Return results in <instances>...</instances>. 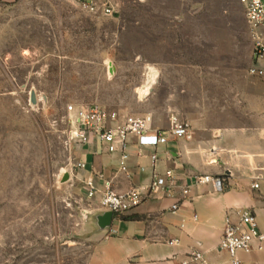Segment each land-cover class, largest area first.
<instances>
[{
    "label": "rangeland",
    "instance_id": "1",
    "mask_svg": "<svg viewBox=\"0 0 264 264\" xmlns=\"http://www.w3.org/2000/svg\"><path fill=\"white\" fill-rule=\"evenodd\" d=\"M114 1L111 16L76 0L0 7V264H86L96 243L68 105L164 128L175 116L229 125L248 115L254 38L239 0Z\"/></svg>",
    "mask_w": 264,
    "mask_h": 264
},
{
    "label": "crops",
    "instance_id": "2",
    "mask_svg": "<svg viewBox=\"0 0 264 264\" xmlns=\"http://www.w3.org/2000/svg\"><path fill=\"white\" fill-rule=\"evenodd\" d=\"M246 96L248 115L241 122L222 125L207 118L188 121L175 116L190 124L192 136H169L168 142L157 148L158 171L173 169L187 182L197 174L222 175L228 187L215 191L209 184L194 185L189 200L175 212L170 209L172 199L154 198L113 214L109 226L94 234L96 243L86 264H181L193 249L202 250L212 264H230L219 243L227 214L237 221L235 210L240 208L253 210L264 231V82L249 73ZM170 125L171 121L166 128ZM153 126L164 128L157 121ZM145 152L147 155L138 156L136 147L131 150L129 178L119 170L118 153L84 146L80 150V158L86 162L84 180L103 172L117 191L147 183L153 172L148 156L152 149ZM97 182L102 184L99 179ZM255 182L258 188L253 187ZM105 212L98 209L97 216ZM171 239L178 242L170 244ZM237 257L241 264H264V244L240 250Z\"/></svg>",
    "mask_w": 264,
    "mask_h": 264
},
{
    "label": "built area",
    "instance_id": "3",
    "mask_svg": "<svg viewBox=\"0 0 264 264\" xmlns=\"http://www.w3.org/2000/svg\"><path fill=\"white\" fill-rule=\"evenodd\" d=\"M13 0H0V7ZM80 9L91 16H111L115 13L114 0H76ZM245 10L247 24L254 38V56L248 73L250 76L264 82V0H239ZM70 115L71 129L69 142L76 144L81 150L84 146L101 147L109 154L118 153L119 170L130 178L131 150L136 147L138 156H145L146 148H151L148 154L153 172L147 183L132 186L126 191H117L112 179L105 177L103 172L84 180L87 189V199L99 210L113 214L125 213L148 199L170 198L173 200L170 209L175 212L191 197L192 186L209 184L215 191H223L228 187L222 175L197 174L187 182L173 169L164 172L157 170L159 154L157 148L168 142L169 136L189 138L192 136L191 126L178 117L171 120V125L164 128H154L151 116H140L122 113L97 103L70 104L67 107ZM74 167L80 171L86 169L85 160L79 158ZM141 172L144 166H139ZM97 179V180H96ZM98 179L102 182L100 185ZM253 187L258 188L257 183ZM238 220L231 219L230 213L225 218L219 249L226 252L230 264H241L237 257L240 250H249L254 246L264 244V231L259 227L257 215L250 208L235 210ZM196 217V215H195ZM116 230L112 229V232ZM171 239L170 244L177 243ZM181 264H212L200 249L186 253Z\"/></svg>",
    "mask_w": 264,
    "mask_h": 264
},
{
    "label": "water",
    "instance_id": "4",
    "mask_svg": "<svg viewBox=\"0 0 264 264\" xmlns=\"http://www.w3.org/2000/svg\"><path fill=\"white\" fill-rule=\"evenodd\" d=\"M113 213L112 212H105L103 215H98V224L101 229H104L109 226Z\"/></svg>",
    "mask_w": 264,
    "mask_h": 264
},
{
    "label": "bare ground",
    "instance_id": "5",
    "mask_svg": "<svg viewBox=\"0 0 264 264\" xmlns=\"http://www.w3.org/2000/svg\"><path fill=\"white\" fill-rule=\"evenodd\" d=\"M143 91L145 92V90H143ZM143 91H142V93H144Z\"/></svg>",
    "mask_w": 264,
    "mask_h": 264
}]
</instances>
